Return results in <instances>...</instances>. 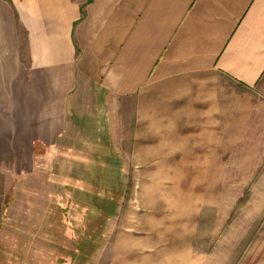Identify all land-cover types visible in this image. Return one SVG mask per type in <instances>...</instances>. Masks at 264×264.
Returning <instances> with one entry per match:
<instances>
[{
    "label": "crops",
    "instance_id": "1",
    "mask_svg": "<svg viewBox=\"0 0 264 264\" xmlns=\"http://www.w3.org/2000/svg\"><path fill=\"white\" fill-rule=\"evenodd\" d=\"M249 143H264V0H0V174L22 177L46 231L102 214L77 264H208L200 217ZM248 250L264 264V232Z\"/></svg>",
    "mask_w": 264,
    "mask_h": 264
},
{
    "label": "rangeland",
    "instance_id": "2",
    "mask_svg": "<svg viewBox=\"0 0 264 264\" xmlns=\"http://www.w3.org/2000/svg\"><path fill=\"white\" fill-rule=\"evenodd\" d=\"M241 148L243 150L234 154L233 159L225 160L222 207L205 208L200 217L196 245L208 254V264L254 263L248 249L263 236L264 143H249ZM110 177L106 171L103 176H94L98 187L103 179L108 181ZM21 178L13 172L10 176L0 174V264H19V261L25 264L35 257L38 259L29 264H38L40 257L46 262L67 257L77 261L76 264L85 261L86 256L81 255L83 250L89 251L103 242L102 214L93 217L92 209H80L78 221L65 220L62 229L61 224H57L52 231L48 222V232L39 218L40 210L26 208L24 201H17L23 198V193L15 190L13 180L18 184ZM102 203L103 200H99L101 206ZM68 211L78 212L76 208L65 209L67 217L70 216ZM77 249L80 252L77 253ZM62 252L63 257L59 256Z\"/></svg>",
    "mask_w": 264,
    "mask_h": 264
}]
</instances>
